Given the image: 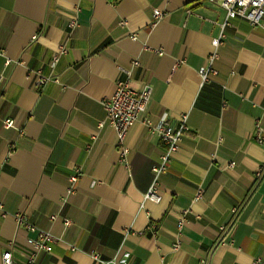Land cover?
Masks as SVG:
<instances>
[{
    "label": "crops",
    "instance_id": "0c3cea01",
    "mask_svg": "<svg viewBox=\"0 0 264 264\" xmlns=\"http://www.w3.org/2000/svg\"><path fill=\"white\" fill-rule=\"evenodd\" d=\"M154 8L164 15L151 29ZM225 18L210 0H0V258L12 242L14 259L25 261L27 235L14 215L26 214L54 240L37 264L264 261V174L254 187L264 146L251 138L258 125L264 139V31L231 20L216 75L201 84ZM60 45L68 52L51 67ZM119 67L135 91L151 87L121 142L111 127L98 129L103 100L124 78ZM35 70L57 83L37 85ZM181 114L189 130L160 177L161 201H145L164 152L148 126Z\"/></svg>",
    "mask_w": 264,
    "mask_h": 264
},
{
    "label": "built area",
    "instance_id": "2783aa9c",
    "mask_svg": "<svg viewBox=\"0 0 264 264\" xmlns=\"http://www.w3.org/2000/svg\"><path fill=\"white\" fill-rule=\"evenodd\" d=\"M212 2L218 1L220 6L226 12L225 21L220 28V32L216 38L212 40V46L214 51L207 58L206 66L201 71V84L207 83L209 76L216 75L215 70L212 68V62L217 57L216 49L222 44L224 39V30L230 26V21L236 18L244 19L252 27L259 28L264 31V0H210ZM163 12L159 8L152 10L150 28H155L163 18ZM76 16V15H75ZM73 16L69 21L68 27L74 29L77 25V19ZM123 25V23H120ZM68 50L65 46L60 45L56 54L51 59V67H53L59 60L60 56L66 55ZM132 67H147L142 65L138 60L132 61ZM119 72L124 76L123 79H119L115 85V91L109 99L103 100L102 104L106 112L105 119L98 123V129H102L106 126L111 127L117 134L119 142L124 138L133 124L137 121L139 115L143 113L149 103L151 96V87L149 84H144L142 88L135 91L131 87L130 76L131 72L123 67L118 68ZM34 74L37 85H44L49 81L57 83V79L51 76H45L41 70L32 71ZM187 114H181L176 120L168 122L166 119H161L156 125L148 126V133L150 136H157L164 146V152L160 156L159 160L151 168L152 180L144 194V200L152 203H159L161 201V190L158 188L161 175L165 174L168 170L169 163L175 153L180 150V145L183 136L188 132ZM3 126L8 129L12 128V122L4 121ZM253 141L259 145L264 146V139L261 128L256 125L254 132L251 135ZM128 154V149L122 147L120 149L121 161H125ZM234 166L231 162L228 164V168ZM264 174L263 170L255 173L254 187L259 183ZM80 177L79 169L75 170L72 175L69 176V182L71 186L67 189V195L74 193L75 184ZM202 196V189L199 188L196 193L195 200L200 199ZM3 206L0 204V216H5ZM55 217H51L50 220H54ZM16 224L26 231V243L23 245L28 254L25 257L24 262H20L13 257V243L7 244V249L1 254V264H37V258L42 254H49L52 252L54 240L49 233L38 229L31 222L26 214L14 215ZM184 220L180 219L178 222V232L182 227ZM64 225L67 227L70 225V221L64 219ZM148 230L155 234L156 226L150 224ZM180 241L177 238L174 244V249L178 248ZM91 257L102 263L100 255L94 251L91 252ZM109 264V263H105ZM116 264V263H111ZM123 264V263H121ZM203 264L205 262L203 261ZM256 264H264L263 260L257 259Z\"/></svg>",
    "mask_w": 264,
    "mask_h": 264
}]
</instances>
